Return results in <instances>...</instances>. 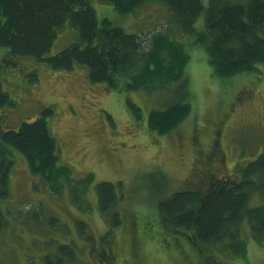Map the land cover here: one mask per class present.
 <instances>
[{
	"label": "rangeland",
	"instance_id": "1",
	"mask_svg": "<svg viewBox=\"0 0 264 264\" xmlns=\"http://www.w3.org/2000/svg\"><path fill=\"white\" fill-rule=\"evenodd\" d=\"M200 1L206 8L208 0ZM91 3L98 20L107 18L139 35L144 45L150 33L173 28L168 24L171 15L166 5L157 1L126 13L107 2ZM194 27L204 28V10ZM172 33L189 54L185 71L191 111L166 134L150 129L147 123L151 109L173 101L171 90H110L103 83H91L81 66L75 65L69 72L54 70L38 66L30 56L9 65L2 62L1 51L6 50L0 49V81L15 102L1 111L4 126L17 127L51 107L53 115L47 121L60 148L59 163L69 165L76 178L86 173L93 176L85 191L90 207L86 211L80 204H87L67 199V195L46 198L43 185V191L31 189L25 160L14 151L9 192L0 194V264H41L44 251L69 238L78 247L81 239L77 241L74 221L87 226L90 240L84 241L89 246L86 250L96 234L100 236L91 252L99 264H264V247L251 238L246 226L241 228L245 257L239 259L224 250L186 242L183 237L178 240L158 219V201L186 184L191 186L188 181L193 176L204 174L205 157L214 166L206 176L217 173L226 177L236 162L247 163L264 151V64L233 77L214 76L204 46L193 43L194 35L175 28ZM76 37V31L65 24L48 53L59 52ZM33 71L37 75L31 77ZM129 102L140 108V117H135ZM100 181L114 183L121 194L106 218L97 209L94 191ZM113 211L121 217L118 225H112ZM108 230L113 234L111 242ZM106 244L114 257L104 253ZM84 249L77 248V263L97 264ZM188 251L192 262L183 255Z\"/></svg>",
	"mask_w": 264,
	"mask_h": 264
},
{
	"label": "trees",
	"instance_id": "2",
	"mask_svg": "<svg viewBox=\"0 0 264 264\" xmlns=\"http://www.w3.org/2000/svg\"><path fill=\"white\" fill-rule=\"evenodd\" d=\"M100 1L112 4L122 13L131 12L145 2L163 3L171 15L168 24H172V32L175 28L194 35L193 43L204 46L214 76L233 77L255 71L264 64V0H208L206 8L200 0ZM203 10L204 28L197 30L194 23ZM67 23L76 31V39L59 52L49 54L58 31ZM171 30L150 33L144 45L139 35L113 25L107 18L98 20L91 0H0V49L6 50L1 51L3 63L14 64L21 57L30 56L38 66L44 64L54 70L69 72L75 65L81 66L91 83H103L110 90H171L173 101L163 108L151 109L148 115V127L159 134L176 129L191 111L185 71L189 54ZM36 75L33 71L31 77ZM14 104L0 81V194L9 192L14 151H17L32 178L31 189L43 191V185L46 198L67 195V199L87 204L84 207L79 203L88 211L85 191L93 176L86 173L76 178L69 165L59 163L60 148L47 121L53 109L45 107L33 120L21 121L17 127H5L1 111ZM129 107L135 117H140L138 106L129 102ZM206 158L204 174L193 176L188 181L191 186L186 184L158 201V219L178 240L183 237L194 245L224 250L243 259L246 251L243 226L264 247V151L247 163L236 162L226 177L217 173L206 176L214 168ZM117 184L121 186L120 182ZM114 186L108 181L94 185L102 218L111 213L121 197ZM74 223L79 234L77 241L81 239L79 246L75 247L70 238L57 242L54 248L44 251L45 262L41 264H84L77 263L79 258L75 254L77 248L81 252L89 247L85 243L90 238L83 221ZM120 223L119 213L113 211L112 225ZM106 233L111 242L112 231ZM99 238L96 234L91 248L86 250L97 264L91 252L101 241ZM108 245L104 253L112 258L114 254ZM183 255L189 262L193 261L189 251Z\"/></svg>",
	"mask_w": 264,
	"mask_h": 264
}]
</instances>
